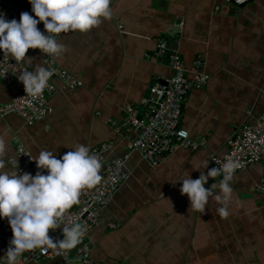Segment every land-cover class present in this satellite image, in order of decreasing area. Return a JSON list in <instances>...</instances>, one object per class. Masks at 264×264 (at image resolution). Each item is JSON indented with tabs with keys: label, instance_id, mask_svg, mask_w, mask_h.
Masks as SVG:
<instances>
[{
	"label": "crops",
	"instance_id": "0c3cea01",
	"mask_svg": "<svg viewBox=\"0 0 264 264\" xmlns=\"http://www.w3.org/2000/svg\"><path fill=\"white\" fill-rule=\"evenodd\" d=\"M4 2L0 0V11ZM110 6L111 18L98 27L56 37L67 47L58 63L82 85L69 90L53 79L56 90L48 95L53 111L32 126L16 114L0 116L6 160L18 141L34 157L49 150L60 158L77 144L91 148L101 142L111 144L108 159L123 155L122 133L108 120L120 122L124 103H137L154 79L169 77L166 65L145 54L155 51L170 23L182 20V58L191 62L204 54L210 74L204 88L186 96L180 118L199 147H178L155 167L130 154L128 179L88 232L91 264H264V192L255 191L264 184V159L233 176L227 218L219 214L222 205L214 196L202 214L180 193V180L206 174L210 154L223 153L228 137L264 111V0L241 6L224 0H111ZM26 58H31V65L24 62L28 71L42 66L34 49ZM23 87L22 82H0V104ZM201 159L208 160V167L195 170ZM37 171L47 172L37 167L25 172L34 176ZM221 179L209 178L205 187ZM112 222L119 226L109 228ZM8 247L0 244V264ZM41 264H58V259L45 258Z\"/></svg>",
	"mask_w": 264,
	"mask_h": 264
},
{
	"label": "built area",
	"instance_id": "2783aa9c",
	"mask_svg": "<svg viewBox=\"0 0 264 264\" xmlns=\"http://www.w3.org/2000/svg\"><path fill=\"white\" fill-rule=\"evenodd\" d=\"M224 1L241 6L252 0ZM21 12H28L35 18L29 0H5L0 15L6 20L16 19L19 22ZM37 27L41 32L45 31L43 22ZM183 27L182 20L170 23L165 32L157 38L155 51L152 54H145V57L166 65L171 71L169 77L163 80L154 79L149 85L148 93L137 103H124L123 118L120 122L108 120L111 126L122 133L126 152L108 159L107 154L111 149L109 142H101L89 148L90 153L97 155L103 162L102 179L94 187L83 189L79 203L66 210L63 219L58 221L61 227L49 231V235L54 239H63L64 226H69L70 222L80 223L86 227L81 243L68 251L60 249L26 251L18 258L17 264H41L45 258H57L58 264H91L92 244L88 240V232L100 223L101 209L111 201L116 190L128 179L126 164L130 154L137 153L149 166L155 167L178 147L190 150L199 147V143L191 139L188 130L180 125V118L186 96L191 90L204 88L210 74L204 69V54H198L191 62H186L182 58L178 44ZM34 50L39 55L42 66L53 73L47 87L36 98L24 93L23 87L9 102L0 104V116L16 114L27 126H32L52 113L53 108L48 103V95L56 90L53 79H58L69 90L82 85L81 80L58 63L57 57L45 55L39 49ZM26 69L28 70L23 61H17L0 50V82L8 85L21 82L17 77ZM185 132L186 136L181 135ZM32 157L34 155L31 151L18 141L14 154L8 157L7 162L13 169L17 161V172L22 173L36 168V162ZM229 159L240 165L234 175L264 159V111L254 123L243 124L228 137L223 153L210 154L209 169L222 167ZM255 191L264 192V184L257 185ZM118 226V223L108 224L109 228ZM11 238L12 231L8 219L0 218V244L9 245ZM72 254L76 258L75 261ZM2 262L7 264V257L2 258Z\"/></svg>",
	"mask_w": 264,
	"mask_h": 264
},
{
	"label": "clouds",
	"instance_id": "9594fccd",
	"mask_svg": "<svg viewBox=\"0 0 264 264\" xmlns=\"http://www.w3.org/2000/svg\"><path fill=\"white\" fill-rule=\"evenodd\" d=\"M29 3L35 18L28 12H21L18 22L0 15V50L29 65L31 58H26L29 49L60 57L67 51L66 45L56 38L60 33L88 32L112 16L111 0H29ZM40 22H43L44 32L37 27ZM52 75L46 67L36 65L34 71L26 69L17 78L23 83L24 93L36 98L43 93ZM6 157L7 142L0 135V218L8 219L12 231L5 253L7 264H17L26 251H68L80 244L86 233V227L80 223L70 222L69 226H64L63 239H54L49 231L61 227L58 221L63 219L66 210L79 203L83 189L92 188L101 181L102 160L91 154L84 144H77L60 158L53 151L39 150L38 156L32 159L37 169L47 172L37 171L33 176L27 172L18 174L17 161L15 168L5 170ZM207 167L208 160L201 159L194 169ZM239 167V163L229 159L222 167L208 169L206 174L200 171L196 179L187 174L180 180V193L187 195L189 206L202 214L209 198L214 196L222 205L219 214L227 218L233 195L230 182ZM221 175L223 178L218 183L205 187L209 178L214 180Z\"/></svg>",
	"mask_w": 264,
	"mask_h": 264
}]
</instances>
